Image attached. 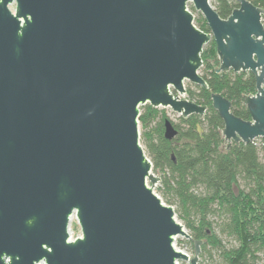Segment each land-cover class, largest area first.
Instances as JSON below:
<instances>
[{
	"label": "water",
	"instance_id": "1",
	"mask_svg": "<svg viewBox=\"0 0 264 264\" xmlns=\"http://www.w3.org/2000/svg\"><path fill=\"white\" fill-rule=\"evenodd\" d=\"M2 1L15 15L0 16V264H198L202 241L177 249L192 237L153 192L139 107L202 118L207 106L181 97L185 81L208 89L199 68L213 40L216 73L255 80L248 120L210 94L224 141L264 140V8L229 0L238 7L221 18L210 0ZM176 134L166 119L164 137Z\"/></svg>",
	"mask_w": 264,
	"mask_h": 264
},
{
	"label": "trees",
	"instance_id": "2",
	"mask_svg": "<svg viewBox=\"0 0 264 264\" xmlns=\"http://www.w3.org/2000/svg\"><path fill=\"white\" fill-rule=\"evenodd\" d=\"M264 8V0H248ZM235 1L216 0L215 10L226 18ZM195 26L208 32L198 15ZM200 76L208 89H187L188 99L206 105L202 118L192 114L176 121L149 104L139 107L140 141L152 170L159 177L161 199L175 207V213L192 239L202 241L199 258L211 257L214 250L219 264H264V140L228 146L221 134L223 122L211 107L210 94L217 92L231 102V111L248 120L244 95L255 93L251 72H219L214 41L204 45ZM169 119L177 134L164 137V121ZM232 240L224 245L222 238Z\"/></svg>",
	"mask_w": 264,
	"mask_h": 264
},
{
	"label": "rangeland",
	"instance_id": "3",
	"mask_svg": "<svg viewBox=\"0 0 264 264\" xmlns=\"http://www.w3.org/2000/svg\"><path fill=\"white\" fill-rule=\"evenodd\" d=\"M210 4L215 8V5H216V0H210ZM188 9L192 12L193 16H194V19L196 17H198V15H201L198 11H195V9L193 8L192 4L189 3L188 4ZM199 74H200V70H199ZM195 86L196 85H193L191 83H189L188 81H185L184 82V87L187 91V89H192V90H195ZM181 98H184V99H188V96H187V93L185 95H183ZM159 110H163L165 115L167 117H169L172 121H176V118H177V115L175 113H173L170 108H158ZM138 129H139V133L141 132L140 130V125L138 124ZM140 144L142 145L143 149H144V152H145V147L144 145L142 144V142L140 141ZM146 153V152H145ZM155 175H157L156 173H154ZM158 176V175H157ZM148 186H150V183L148 182ZM158 189H159V182L156 183L153 187V192L158 196L160 197V194L158 192ZM161 198V197H160ZM162 200V199H161ZM163 201V200H162ZM173 209H175L174 206H172ZM175 211V210H174ZM176 214V213H175ZM176 218L179 222H181L177 215H176ZM69 232H70V237L71 239L77 237L80 235V228L78 226V224L76 223L75 219H72L70 221V225H69ZM222 238V241H223V244L224 245H233L234 242L232 240H227L225 239V237H221ZM175 244V247L185 253H187L189 256L192 255L193 253V250H192V247L191 245L188 243L187 240L183 239L182 237L178 236L174 242ZM210 253H211V257H209L208 255L205 254V257L203 258H199L198 260V264H219V259H218V255L217 253L214 251V250H210ZM178 264H189L188 261H178Z\"/></svg>",
	"mask_w": 264,
	"mask_h": 264
},
{
	"label": "flooded vegetation",
	"instance_id": "4",
	"mask_svg": "<svg viewBox=\"0 0 264 264\" xmlns=\"http://www.w3.org/2000/svg\"><path fill=\"white\" fill-rule=\"evenodd\" d=\"M5 11H8L12 16L15 15V3H4L2 0H0V16H5ZM18 21L20 25L23 23V17H18ZM264 24V19H263Z\"/></svg>",
	"mask_w": 264,
	"mask_h": 264
},
{
	"label": "bare ground",
	"instance_id": "5",
	"mask_svg": "<svg viewBox=\"0 0 264 264\" xmlns=\"http://www.w3.org/2000/svg\"><path fill=\"white\" fill-rule=\"evenodd\" d=\"M181 237V236H180ZM177 238V237H176Z\"/></svg>",
	"mask_w": 264,
	"mask_h": 264
}]
</instances>
